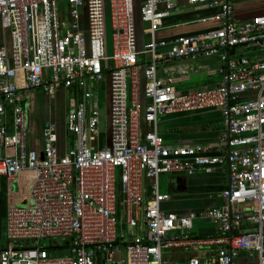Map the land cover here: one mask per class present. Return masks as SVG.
I'll return each mask as SVG.
<instances>
[{
	"label": "built area",
	"instance_id": "1",
	"mask_svg": "<svg viewBox=\"0 0 264 264\" xmlns=\"http://www.w3.org/2000/svg\"><path fill=\"white\" fill-rule=\"evenodd\" d=\"M182 5L215 12L168 23ZM139 13L147 25L138 51L133 0H0V178L31 173V205L5 210L0 264H240L241 254L264 264V14L236 20L232 0H140ZM195 23L206 27L158 37ZM199 58L220 62L212 87L180 91L158 73L171 60ZM36 90L71 96L63 147L52 119L41 150L28 145L24 92ZM206 109L222 116L217 143L174 144L160 133V116ZM221 166L222 205L188 214L162 207L170 194L159 189L161 175ZM197 219L214 221L220 234L191 236ZM178 247L213 254L163 258Z\"/></svg>",
	"mask_w": 264,
	"mask_h": 264
},
{
	"label": "crops",
	"instance_id": "2",
	"mask_svg": "<svg viewBox=\"0 0 264 264\" xmlns=\"http://www.w3.org/2000/svg\"><path fill=\"white\" fill-rule=\"evenodd\" d=\"M234 8V19L247 20L253 16L264 14V0H232ZM179 7L180 12L177 14L191 13L194 14L197 10L192 7L182 5ZM193 20L178 21V22H192ZM206 27L205 24L195 23L188 28H168L158 32L159 38H168L176 34L190 31L202 30ZM202 59V58H199ZM199 59H174L162 64L159 67V75L162 78H170L174 86L180 91H187L191 89H199L204 87H212L219 81V75L216 68L220 64L214 60L210 61L212 64L198 65L197 69L188 71L184 64L186 61H197ZM182 64V66H180ZM216 65L215 68L210 66ZM208 68L210 69H207ZM171 70L172 72H169ZM102 98L103 103L107 104V83H102ZM58 93V92H57ZM25 99L28 96H47L42 91H30L24 92ZM57 95V94H56ZM54 95V96H56ZM54 96H49L52 101ZM23 101V104H24ZM25 109V108H24ZM26 118L29 128L28 138L29 147L41 150V131L44 122L49 119L48 115L45 117L36 114L35 116H28L26 112ZM53 120V119H52ZM159 130L167 132L163 134L165 140L174 144H195V143H217L219 136L223 132V121L220 111L217 109H206L194 112H182L171 115H163L159 117ZM33 127L38 132V137L33 134ZM32 129V130H31ZM60 140L59 145L63 147L64 138L62 127L59 128ZM169 176V190L170 179ZM185 178L186 187L181 189L180 192L171 191L170 198L162 203V207L165 210L176 212L177 214H188L190 212H200L213 206H220L223 203L221 192L227 183V171L225 166H221L213 173H196L191 176H182ZM3 180H9L3 178ZM15 179V178H14ZM12 180V179H11ZM220 234L217 223L212 220L197 219L193 223V227L190 229L191 236L206 237L215 236ZM213 251L209 249L193 251L191 248L178 247L172 250H163V258L167 261L179 262L192 255L201 257H211ZM240 264H256L254 260L247 259L244 254H241L239 258Z\"/></svg>",
	"mask_w": 264,
	"mask_h": 264
},
{
	"label": "rangeland",
	"instance_id": "3",
	"mask_svg": "<svg viewBox=\"0 0 264 264\" xmlns=\"http://www.w3.org/2000/svg\"><path fill=\"white\" fill-rule=\"evenodd\" d=\"M134 3V27H135V44L136 49L139 51L143 48L144 44V35H143V29L146 27V23H142L139 13V4L137 0H133ZM65 6V4H63ZM234 7V6H233ZM105 41H106V48L107 53H111V28H110V21H109V13L106 9L105 11ZM214 60L217 62L216 58H202L197 61H186L187 63L184 64V67L188 69V71H192L194 69H197L198 65H204V64H212L210 61ZM161 65H159L160 67ZM182 66V64H180ZM159 67H158V73H159ZM216 65L210 66V68H215ZM207 66V69H210ZM169 72H172L169 70ZM105 85V81L103 82ZM174 85V84H173ZM176 87V86H175ZM179 90V89H178ZM42 91V90H38ZM43 92V91H42ZM55 100L52 99L47 95L45 96H28L27 99L24 101V108L27 112V115L35 116L36 114H39L43 117L45 115H48L49 119H53L58 122L59 126L62 127L64 119H65V112L69 106V98H71L69 92L65 93L63 91H58L57 95L54 96ZM103 103V98L101 100V105H105ZM100 115V123L99 127L102 132H104L107 128V109L105 106H102V109L99 111ZM32 130V129H31ZM161 134H165L167 132H163L160 130ZM33 134L38 137V132L33 127ZM31 140L28 138V145ZM3 180L0 178V181ZM6 185V190L1 196L2 200V208L5 211L8 207H14V206H22V207H29L31 205L30 201V185H31V173L26 172V174H20L15 179H9L2 181ZM159 189L161 192H167L171 194V191L169 190V176L167 174H163L160 176L159 180ZM4 222L5 217H1V234H0V244H4L6 242V238L4 235ZM53 241H56L61 244L63 240L61 239H46L42 241V244H45L46 246L50 245ZM31 242L28 240H22L17 243V245H21L20 247H25L30 245ZM66 250H52L50 251V254L52 255H61L65 254Z\"/></svg>",
	"mask_w": 264,
	"mask_h": 264
},
{
	"label": "trees",
	"instance_id": "4",
	"mask_svg": "<svg viewBox=\"0 0 264 264\" xmlns=\"http://www.w3.org/2000/svg\"><path fill=\"white\" fill-rule=\"evenodd\" d=\"M214 12H215L214 9H201V10H197V12L194 14L191 13L177 14L169 17L167 19V22L170 23V22L193 20L206 15L213 14ZM3 216L5 217V211L2 208V201H0V234H1V217ZM6 245L7 242H5L4 244H0V251L4 249Z\"/></svg>",
	"mask_w": 264,
	"mask_h": 264
},
{
	"label": "water",
	"instance_id": "5",
	"mask_svg": "<svg viewBox=\"0 0 264 264\" xmlns=\"http://www.w3.org/2000/svg\"><path fill=\"white\" fill-rule=\"evenodd\" d=\"M138 4L140 2V0H137ZM186 179L183 178L182 176H179V175H176V176H173L171 179H170V189L171 191L173 192H180L181 189H185L186 187V184H185V181Z\"/></svg>",
	"mask_w": 264,
	"mask_h": 264
},
{
	"label": "flooded vegetation",
	"instance_id": "6",
	"mask_svg": "<svg viewBox=\"0 0 264 264\" xmlns=\"http://www.w3.org/2000/svg\"><path fill=\"white\" fill-rule=\"evenodd\" d=\"M2 181H4V180H1V181H0V201H2V200H1V196L3 195V193H4L5 190H6V185H5V183L2 182Z\"/></svg>",
	"mask_w": 264,
	"mask_h": 264
}]
</instances>
